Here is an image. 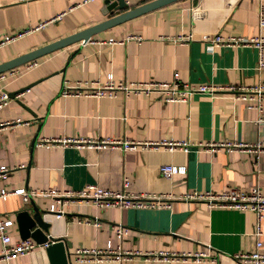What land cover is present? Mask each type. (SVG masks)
Listing matches in <instances>:
<instances>
[{
    "label": "crops",
    "instance_id": "obj_1",
    "mask_svg": "<svg viewBox=\"0 0 264 264\" xmlns=\"http://www.w3.org/2000/svg\"><path fill=\"white\" fill-rule=\"evenodd\" d=\"M0 0V38L34 27L57 12L63 14L42 27L0 47V62L87 28L101 20L149 0H125L122 8L107 10L104 0ZM264 0H169L141 11L92 34L39 56L19 74L0 80V89L21 92L0 109V164L12 169L0 185L25 189L52 187L77 190L87 184L149 195L153 206L99 208L89 203L71 204L65 214L44 215L51 221L48 235L69 244V264H255L238 253L264 254V215L261 234L255 235V214L250 210L208 207L204 199L185 197L192 191H243L259 186L264 191V148L209 150L205 143L229 141L255 143L259 138L262 109L238 98L239 91L193 92L186 101H164L158 93L85 97L62 95L63 86L76 81L170 79L176 71L182 81L214 85L264 84V67L257 69L258 51L251 44L209 47L203 34L250 37L259 34L258 9ZM190 33L189 41L173 38ZM108 43L107 39H121ZM79 50L70 57L71 53ZM264 59V52L262 53ZM63 69V70H62ZM25 87V88H24ZM40 125V126H39ZM38 130L35 144L31 139ZM110 138L137 142L135 149L119 145L102 149L39 140L54 137ZM186 141V147L168 143ZM147 144V145H146ZM256 155V159H255ZM161 164L184 165L182 174L165 177ZM33 205L48 210L50 198L32 197ZM30 200L20 195L0 198V213L11 219L5 227L12 241L25 237L17 219L19 211L32 212ZM98 218L99 226L78 218ZM128 229L121 239L114 226ZM34 239V238H33ZM35 240V239H34ZM259 240V246L256 241ZM139 251H202L213 260L155 263L135 256L126 261H78L76 248L104 249L108 243ZM0 264H51L45 247L0 260Z\"/></svg>",
    "mask_w": 264,
    "mask_h": 264
},
{
    "label": "built area",
    "instance_id": "obj_2",
    "mask_svg": "<svg viewBox=\"0 0 264 264\" xmlns=\"http://www.w3.org/2000/svg\"><path fill=\"white\" fill-rule=\"evenodd\" d=\"M88 0H81L78 3L86 2ZM259 2L261 0H258ZM64 10H61L51 16L48 19L42 20L34 27H26L24 29H19L13 33L5 34L0 38V47L7 43L13 42L24 34L38 29L50 22V20L56 19L63 14ZM259 18V34L252 35L250 37H223L219 33L209 35L203 34L201 39L209 47H214L220 44H251L258 51V59L256 62V68L260 69L264 67V59L262 53L264 52V12L262 6L260 5L258 9ZM128 38H134L139 40L140 37L136 35H130L126 38L114 39L109 38L107 42L112 43H122ZM192 38L191 34L182 35L173 38L174 41H189ZM35 62L33 60L26 62L23 70L28 69L33 66ZM22 70L18 66L9 68L0 72V80L7 79L8 77H13L19 74ZM236 89L239 91L237 95L238 98L243 100H250L253 103L248 104L249 107H256L258 110L262 109V102L264 101V84L255 85H214L207 83H192L189 81H182L179 78L178 72H174L170 79L166 80H154V79H135V80H116L113 78L112 74L109 73L104 81L98 79L93 80H83L76 81V83L63 86L60 90L62 95H74V96H85V97H109L114 98L118 95L123 97H128L129 95H139L145 94L149 95L152 92H156L162 97L164 101H186L189 95L193 92H206L214 93L218 90H231ZM21 92L15 93L13 97H18ZM13 97L5 89H0V109L5 106ZM15 121H0V126L11 124L13 125ZM259 138L255 143H242V142H211L205 143L209 150L215 151L221 147L227 149L233 148H251L250 150L257 153L264 148V117L259 119ZM47 141L60 142L62 144H72L76 147H91L96 149H102L107 146L119 145L122 149H135L138 145L136 141L122 139L117 141L110 138H89L83 136L76 137H54L39 140V144ZM186 141H181L179 143H168L170 149L174 148L176 145L180 147H186L188 145ZM147 145V144H146ZM256 159V155H255ZM15 167H9L5 164H0V180H5L10 171ZM159 170L165 177H171L174 174L185 173L184 165L176 164H161ZM130 184V180L125 178L123 180L121 189H108L103 188L96 184H87L84 187L73 190V189H56L52 187H41V188H31L25 189L24 187L7 188L0 185V198L6 199L12 194L20 195L21 198L27 202L30 198L34 196L47 197L50 198V204L48 210L53 213L56 217H61L65 214L67 208L73 204L89 203L93 204L99 208H106L111 206L118 207H143V206H153L156 201L149 198V195L143 194L135 196L127 191V187ZM185 197L204 199L208 207H226L234 208L238 210H250L255 214L256 223L254 227L255 235L261 234L260 220L264 215V191L259 186H253L247 191H243L237 188H229L222 190L220 192L212 191H192L185 195ZM79 222H84L86 224H93L95 226L100 225V221L97 217L94 219L90 218H78ZM11 219L3 217L0 213V260L8 261L10 258L24 255L33 252L37 247H46L49 243L54 241V238L47 239L43 242H37L32 237H25L18 241H12L7 232H5V227L11 224ZM115 235L117 238L121 239L125 234H127L128 229L122 224L114 226ZM256 246H259L260 241H256ZM75 258L78 261H126L130 260L135 256H140L145 261H152L155 263L160 262H172V261H185L191 259L194 262H201L203 260H213L214 256L208 255L202 251H139L134 249H123L120 244L112 246L108 241L104 249H86V248H76L74 250ZM242 259H251L255 264H264V254L258 252H253L251 254L238 253L236 255Z\"/></svg>",
    "mask_w": 264,
    "mask_h": 264
},
{
    "label": "water",
    "instance_id": "obj_3",
    "mask_svg": "<svg viewBox=\"0 0 264 264\" xmlns=\"http://www.w3.org/2000/svg\"><path fill=\"white\" fill-rule=\"evenodd\" d=\"M169 0H149L132 8H127L125 10L120 11L119 13L112 14L111 16L101 20V22L91 25L87 28L81 29L64 37H61L57 40L51 41L34 49H31L27 52L16 55L10 59L0 62V72L7 70L9 68L24 64L28 61H31L39 56L47 54L51 51L64 47L68 44L74 43L76 41L86 42L89 40L90 36L95 32L111 26L112 24L121 22V20L127 19L141 11L152 8L156 5L162 4ZM105 7L107 10H113L116 8H122L126 5L125 0H104ZM79 47H77L70 55L72 57L77 51ZM63 70V69H62ZM25 88V87H24ZM22 91V90H21ZM16 92L10 93V96ZM40 126V125H39ZM38 136V130L35 132L31 139V148L35 144L36 138ZM31 205H33L32 198L29 199ZM51 213L49 210L32 206V212L29 213L26 209H23L18 212L17 219L23 231V237H32L37 242H43L47 239H51V236L48 235V230L51 225V221L44 217L45 214ZM70 244L61 237L54 238V241L49 243L48 246L45 247L51 264H69L68 257L70 253L68 252V248Z\"/></svg>",
    "mask_w": 264,
    "mask_h": 264
}]
</instances>
